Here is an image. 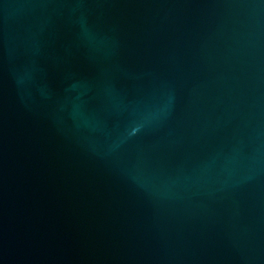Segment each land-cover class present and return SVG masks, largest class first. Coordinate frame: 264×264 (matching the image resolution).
I'll return each mask as SVG.
<instances>
[{
  "label": "water",
  "instance_id": "obj_1",
  "mask_svg": "<svg viewBox=\"0 0 264 264\" xmlns=\"http://www.w3.org/2000/svg\"><path fill=\"white\" fill-rule=\"evenodd\" d=\"M0 264H264V0H0Z\"/></svg>",
  "mask_w": 264,
  "mask_h": 264
}]
</instances>
